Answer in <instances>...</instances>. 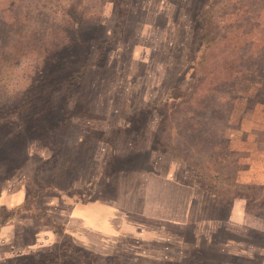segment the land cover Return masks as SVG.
Here are the masks:
<instances>
[{
	"label": "rangeland",
	"instance_id": "374dc122",
	"mask_svg": "<svg viewBox=\"0 0 264 264\" xmlns=\"http://www.w3.org/2000/svg\"><path fill=\"white\" fill-rule=\"evenodd\" d=\"M221 3V38L251 31L264 69V0ZM207 7L0 0V26L81 14L89 53L69 68L97 62L70 99L64 82L22 113L0 95V264H264V73L188 102Z\"/></svg>",
	"mask_w": 264,
	"mask_h": 264
},
{
	"label": "trees",
	"instance_id": "16d2710c",
	"mask_svg": "<svg viewBox=\"0 0 264 264\" xmlns=\"http://www.w3.org/2000/svg\"><path fill=\"white\" fill-rule=\"evenodd\" d=\"M221 1L207 0V13L200 27L202 53L199 62L192 66L195 70V82L191 86L192 91L188 93V102L193 103L195 100L198 107L204 106L197 103L198 98L210 96L213 92L217 95L230 82L246 72L249 74L259 72L260 75L264 73L263 55L247 52L242 43V40H247L249 44L257 45L250 38L253 34L251 31L244 32L239 26L238 32H234L233 36L224 35L221 38L223 28L221 24L223 16L220 15L223 8L220 5L223 4ZM20 15L16 19L17 22L8 20L1 22L0 29L2 28L4 40L0 43V95L10 92L19 97L20 102L14 105V109L23 113L32 111L35 101L42 97L41 89L49 91L64 82L67 85V99H70L73 90L83 84L85 74L90 71L92 65L96 66L97 62H84L75 70L69 68L75 54L80 56L89 53V43L83 29L84 17L81 14L78 13L80 17H77V14L72 12V21L59 25H54V20L49 19L47 13L42 15L39 12L38 16ZM53 25L57 32H52ZM220 45L225 46L222 50L221 64L217 60L220 70L214 76L215 81L209 80L213 65L211 58ZM22 77H25V85L20 84ZM202 91L206 93L199 97L198 93ZM252 206L264 210V194L262 199L252 203ZM28 264L66 263L47 259L44 262Z\"/></svg>",
	"mask_w": 264,
	"mask_h": 264
},
{
	"label": "crops",
	"instance_id": "0c3cea01",
	"mask_svg": "<svg viewBox=\"0 0 264 264\" xmlns=\"http://www.w3.org/2000/svg\"><path fill=\"white\" fill-rule=\"evenodd\" d=\"M148 196H149V194H148ZM148 196H147V197H148ZM146 201L148 202V199H147ZM148 203H149V202H148ZM146 206L148 207L149 205H146ZM147 207H146V208H147ZM145 211H147V209H146V210H144V212H145ZM173 214H174V213H173ZM173 214H172V215H168V216L177 217V215H178V213H177V212L175 213V215H173Z\"/></svg>",
	"mask_w": 264,
	"mask_h": 264
}]
</instances>
